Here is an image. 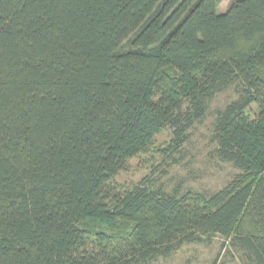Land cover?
<instances>
[{
	"label": "trees",
	"instance_id": "trees-1",
	"mask_svg": "<svg viewBox=\"0 0 264 264\" xmlns=\"http://www.w3.org/2000/svg\"><path fill=\"white\" fill-rule=\"evenodd\" d=\"M221 1L0 0V264H147L207 234L264 264V0ZM228 89L223 187L114 182L161 127L172 158Z\"/></svg>",
	"mask_w": 264,
	"mask_h": 264
},
{
	"label": "rangeland",
	"instance_id": "rangeland-1",
	"mask_svg": "<svg viewBox=\"0 0 264 264\" xmlns=\"http://www.w3.org/2000/svg\"><path fill=\"white\" fill-rule=\"evenodd\" d=\"M231 0H222L218 12H223ZM236 97L232 89L215 94L208 104L203 120L193 124L188 139L181 150L172 158L165 157L164 149L171 140L168 127L157 129L147 141L143 150L126 162L125 169L115 177L114 182L123 186L137 183L143 176L150 175L165 190L191 189L214 192L223 187L239 169L229 162L220 160L214 153L212 122L215 111ZM256 105L247 110L255 114ZM175 159V162L172 159ZM92 230H111L112 225L101 220H86ZM147 264H257L252 256L231 243L230 238L219 234L204 235L197 242L182 244L166 257H158Z\"/></svg>",
	"mask_w": 264,
	"mask_h": 264
}]
</instances>
